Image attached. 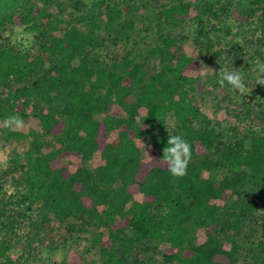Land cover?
<instances>
[{
  "label": "trees",
  "instance_id": "trees-1",
  "mask_svg": "<svg viewBox=\"0 0 264 264\" xmlns=\"http://www.w3.org/2000/svg\"><path fill=\"white\" fill-rule=\"evenodd\" d=\"M42 1L0 0V120L33 117L43 136L22 151L28 133L0 130V143L11 148L0 168V264H80L73 247L61 260L53 253L84 233L99 264H264V108L239 100L235 116L252 125L230 133L201 114L195 94L204 87L184 72L205 57L185 54L187 36L173 33L187 21L190 3L163 5L156 40L131 50L135 23L124 18L146 0H98L69 21L48 11L53 0ZM239 5L216 0L198 7L207 18H219V11L238 20L243 56L264 62V0ZM197 19L193 40L201 48L207 24L218 29ZM8 25L35 31L37 51L4 39ZM206 40L213 58L224 53L220 66L233 60L239 66L240 49ZM168 113L174 118L169 130ZM111 131L116 135L109 141ZM169 134L192 146L186 175L173 176L162 159ZM148 136L150 157L143 160L136 139ZM95 153L104 162L90 168ZM67 156L79 159L73 171ZM134 193L142 198L133 199ZM100 227L107 229L105 239L95 230ZM196 228L205 233L198 244ZM163 240L170 251L156 249Z\"/></svg>",
  "mask_w": 264,
  "mask_h": 264
},
{
  "label": "rangeland",
  "instance_id": "rangeland-1",
  "mask_svg": "<svg viewBox=\"0 0 264 264\" xmlns=\"http://www.w3.org/2000/svg\"><path fill=\"white\" fill-rule=\"evenodd\" d=\"M54 2L51 3L49 7H47L48 11L51 13L58 14L61 18L66 21L71 20L73 17L78 16L81 14V11L85 12L92 9V5L98 0H53ZM119 5L120 3H124L127 0H116ZM134 3L140 4V0H132ZM184 2L190 3V10L187 14V21L179 25L176 29H174L175 34H183L187 36V39L182 43L183 50L185 54L188 56H195L198 57L199 55L202 57L204 56V61L202 65L196 69H187L184 72V75L189 77H196L197 84L204 87L202 91L199 89L196 91V103H198L199 109L201 114L206 116L210 121L211 124L218 127L220 130H223L225 133H230L232 128H236L237 130H242V127L245 125H252V122H245L242 123L236 115L239 111L240 102L239 100H250L252 103L258 105L259 109L264 108V94L263 88L261 85H256L255 80L257 78L258 73L252 71V66L256 63L251 62L249 58L244 55V50L241 49V39H242V27L237 25L238 20L234 17L233 19L220 14L219 11V18H207L206 14H203L198 6H203L206 2H212L216 0H183ZM224 1V0H222ZM233 6H237V8L242 9L245 7L250 6L251 0H231ZM59 3V5L57 4ZM81 2V3H79ZM148 2L146 7L141 8L139 11H136L133 16H128L124 19L131 18L133 19L135 25L133 28V32L131 37L127 40V47L131 50L133 48H138L141 50L143 48V44L150 41H154L158 35V19H160L159 24L161 23L162 19L158 15V11L163 7V5L171 4V0H146ZM78 3V4H77ZM39 5L43 6V1L39 0ZM203 14V15H202ZM197 17L202 18L203 20L209 19L212 23L217 26L218 30L213 31L209 24H207V28L210 29L208 38L211 39L213 43L218 45V47H232L235 49H240L239 54L243 57L241 58V63L239 66L235 67V61H232V64L229 66L228 63H224L222 66L227 68L228 70H239L244 75V82L247 86L248 92L245 95H241L237 90L233 89L230 85L225 83L223 87L219 84L218 86L214 85V80L218 82V72L221 68L220 62L223 61L224 53H220L219 59L213 58L211 56L210 51L205 50V46L207 45V40L201 38L199 40L201 48H198L194 43V37L197 35V25L198 19ZM208 23V22H207ZM102 24V22H101ZM158 24V25H159ZM150 25L152 29L147 32ZM83 26V24H80ZM103 26V24H102ZM229 29L227 30V28ZM100 35H106V32L103 28L97 31ZM257 34V33H256ZM259 35V32H258ZM4 39H7L11 44L15 45L17 49L22 51H29L34 53L37 51L38 41L36 37V32L26 28L22 25H8L6 30L2 33ZM138 44V45H137ZM134 45V46H132ZM116 48L118 50L121 49L120 45H117ZM132 52V51H131ZM241 57V56H239ZM216 64H214L212 61ZM212 64H211V63ZM262 62V61H261ZM214 64V65H213ZM218 65V66H215ZM220 66V67H219ZM245 66V67H244ZM215 70V71H214ZM201 71L203 74H201ZM6 95H2L4 97ZM145 109H140L139 114H144ZM104 114L99 113L96 114L95 117L97 119H102ZM166 129H171L174 126V118L171 113L166 115ZM6 129L7 131L13 130L12 128L6 126L4 124V120H0V130ZM17 132L28 133L26 141H24L20 145V149L23 151L29 147V142L35 139H42L43 136L41 135L40 125L37 120L33 117H30L27 120H24V127L21 130H14ZM116 135V131H111L108 133V140L111 141ZM136 143L140 149V155L143 160H147L150 157L151 152V143L150 137H143L136 139ZM11 155V148L8 146L7 143H0V168H3L9 162V157ZM64 163H66L70 170H74L76 167V163L79 161L78 158L74 156H67L63 159ZM104 161L101 158L99 153H95L92 159L88 162V166L90 168H94L99 164H102ZM208 173L203 171V175L206 176ZM223 173L220 172L221 176ZM142 196L138 193L133 194V199L140 200ZM96 231H101L103 233V238L107 237V229L104 227L95 228ZM24 231H21L23 233ZM61 232V231H60ZM84 236H75L73 239H69L64 245V248L60 251H56L53 253V257L56 260H61L65 254V251L69 247L75 253H79L82 255L81 258H77L80 260V264H99L100 263V254L95 247H92L90 244V234H82ZM194 235V242L196 244L203 242L205 239V233L201 228H196L193 231ZM83 237H88L87 239H83ZM151 246V244H150ZM228 247V245L226 244ZM169 244L166 241H160L157 243L156 249H163L169 250ZM14 251V249H12ZM152 250H149L151 255ZM158 253V252H154ZM159 255H155V258H159ZM243 260L237 262V264H242Z\"/></svg>",
  "mask_w": 264,
  "mask_h": 264
},
{
  "label": "clouds",
  "instance_id": "clouds-1",
  "mask_svg": "<svg viewBox=\"0 0 264 264\" xmlns=\"http://www.w3.org/2000/svg\"><path fill=\"white\" fill-rule=\"evenodd\" d=\"M252 71L258 73L255 80L256 85H264V62L257 61L252 66ZM216 73L221 87L227 83L241 95L247 94L248 89L244 82L245 78L240 71L228 70L224 66H221L220 70L216 71ZM201 74H203L202 71ZM4 124L13 130H21L24 127V120L19 115H9L5 118ZM191 156V144L182 135L169 134L167 145L163 149L162 159L168 164V170L173 176L186 175Z\"/></svg>",
  "mask_w": 264,
  "mask_h": 264
}]
</instances>
